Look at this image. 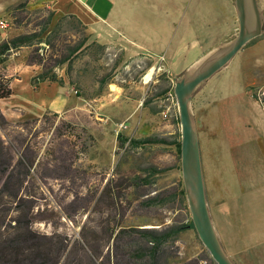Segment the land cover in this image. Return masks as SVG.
Listing matches in <instances>:
<instances>
[{
    "label": "rangeland",
    "instance_id": "374dc122",
    "mask_svg": "<svg viewBox=\"0 0 264 264\" xmlns=\"http://www.w3.org/2000/svg\"><path fill=\"white\" fill-rule=\"evenodd\" d=\"M55 9L56 0H0V21L8 23V29L0 31L12 38L38 32L49 17L51 26L62 17L61 13L54 14ZM71 25L69 22L61 26L57 36L50 39V46L38 45V55L45 60V69L88 35L83 28ZM91 41L94 40L91 38L86 44ZM34 55L37 54L32 49L22 48L19 57L10 59L9 67L22 65L16 74L12 73V79H17L14 88L25 84L30 75L35 77L42 71L40 66L28 65L29 57ZM73 60L69 77L82 87L81 97L75 94L77 86L68 83L67 64L54 67L65 83L60 93L70 97L72 107L58 113L47 110L33 118L19 114L17 99L13 102L15 105L8 104L12 108L8 126L0 128V264L4 259H9V264L15 260V253L2 254L1 250L11 241L20 245L21 249L16 252L20 254L18 257H34L35 252L44 250L39 257L48 256L52 264H135L138 262L132 260L131 255L142 242L133 235L132 229L161 231L168 227H182V230L174 243L168 242L162 247L161 264H185L210 257L194 229L187 226L190 214L185 196L182 198L179 194L180 155L172 144L180 139L178 110L177 105L166 100L175 82L189 70L182 71L170 83L160 76L161 70L148 66L146 59L122 64L120 51L109 46L98 55L81 51ZM150 70L151 76L145 81ZM32 71L37 73L32 74ZM226 71L225 68L196 89L194 109L208 92L207 87L219 88ZM2 74L7 71L0 70ZM104 77H108L109 84L102 94L95 96L98 81ZM117 88L127 97H142L146 109L136 111L138 120L144 118V112L152 113L153 108L160 111L158 122L162 130L146 139L163 143L134 146L122 136L120 145L116 137L121 135L122 128L115 125L122 120L114 107L122 99L114 100V95L106 97L110 90L111 94L117 92ZM160 91H163L161 100L153 101ZM249 91L252 97H257L259 108L264 109V90L252 87ZM15 96H20L19 90L15 91ZM89 96L95 101L87 103L85 98ZM102 104H105L103 108ZM167 109L169 112L164 118L162 112ZM107 114L109 121L104 122ZM226 119H220L219 123L228 137L226 126L232 119L229 118L227 124ZM203 134L200 133L202 144L206 143ZM207 138L212 139L209 135ZM252 145L255 148L243 159L242 165H209L208 152L203 150L204 181L212 218L216 219L217 202L212 199V190L217 169L224 177L217 184L237 203L240 215L245 205L264 200V157L259 146ZM5 169H9L6 176L2 174ZM151 171L156 173L152 175ZM137 176L147 179L148 184L142 182L134 186L132 180ZM156 195L163 197L166 204L146 203ZM120 229L125 234L118 235ZM216 230L223 242L228 241L227 250H235L230 254L238 264H256L254 255L264 252V246H255V252L250 254L248 245L243 242H248V238L240 242L231 229ZM20 235L26 236V243L21 241Z\"/></svg>",
    "mask_w": 264,
    "mask_h": 264
},
{
    "label": "crops",
    "instance_id": "0c3cea01",
    "mask_svg": "<svg viewBox=\"0 0 264 264\" xmlns=\"http://www.w3.org/2000/svg\"><path fill=\"white\" fill-rule=\"evenodd\" d=\"M257 2L260 10L264 11V0ZM55 10L56 15L61 13L62 17L75 18L95 42L118 49L122 64L146 59L150 67L161 70L160 76L170 83L182 71L193 69L204 58L225 47L238 32L234 0H56ZM11 38L0 31V43ZM21 49L5 63L8 77H11L12 96L0 100V112L4 118L8 121L12 112L9 105H15V99L19 114L33 118L42 116L47 110L58 113L72 107L69 105L70 97L60 93V87L56 84L45 82L34 89L29 82L33 75L26 79L25 84L13 87L17 79H12V73L16 74L22 65L9 67L7 64L10 59L20 56ZM230 62L225 67L227 71L218 84L219 88L207 87L208 92L195 109L192 104L197 101H194L193 95L190 105L198 131L203 178L204 151L208 152L209 165L217 167L244 164L243 159L255 148L253 143L259 146L264 157V109L259 108L257 99L249 91L252 87L264 90V34L248 42ZM225 68L216 74H221ZM35 73L37 71H32V74ZM117 89L114 94L109 89L106 97L114 95V100L122 99L114 107L122 120L115 125L122 128L121 136H125L129 142L144 140L162 130L158 122L161 115L158 109L153 108L149 114L144 112V118L138 120L136 111L146 109L142 97H127L121 88ZM16 90H19V97L15 96ZM162 93H156L153 101H160ZM101 99L105 98L101 96ZM85 101L90 103L95 100ZM104 106L101 105L102 108ZM222 118H227L226 124L229 118L232 119L231 123L225 125L228 137L220 129L219 121ZM106 121H109V115ZM200 133H204V144ZM217 171L212 190V199L217 202L216 219L211 217L213 225L215 229H231L240 242L248 238V242H243L252 254L255 246H264V200L245 205L246 209L240 215L237 203L224 187L217 184L224 179L222 173ZM205 194L209 206L206 187ZM219 240L229 258L238 264L230 254L235 250L226 248L228 241L223 242L220 237ZM254 256L257 257L256 264H264V252Z\"/></svg>",
    "mask_w": 264,
    "mask_h": 264
},
{
    "label": "water",
    "instance_id": "95a60500",
    "mask_svg": "<svg viewBox=\"0 0 264 264\" xmlns=\"http://www.w3.org/2000/svg\"><path fill=\"white\" fill-rule=\"evenodd\" d=\"M238 21L236 37L178 79L173 88L180 124V171L190 219L197 238L215 264H234L213 225L205 194L198 131L191 111L196 89L225 68L251 40L264 34V11L257 0H234Z\"/></svg>",
    "mask_w": 264,
    "mask_h": 264
},
{
    "label": "trees",
    "instance_id": "16d2710c",
    "mask_svg": "<svg viewBox=\"0 0 264 264\" xmlns=\"http://www.w3.org/2000/svg\"><path fill=\"white\" fill-rule=\"evenodd\" d=\"M52 14V13H51ZM50 14V16H51ZM53 15V14H52ZM51 17L47 19V22L45 23L44 26L38 31L30 34H23V35H18L15 36L11 39L4 40L0 43V64L1 66V71H6L5 63L9 59V57L13 54H15L19 49L21 48H30L32 49V52L36 53L37 55H34L32 57H29L27 63L30 66L37 65L42 67V71L37 74V76L32 77L30 79V85L36 89L38 88V85L41 83H53L56 84L58 87L63 88L64 86V80L57 75V73L54 71V67H61L64 64H67V68L65 69L66 75H67V80L70 85H76L77 89L75 90V94L78 97H81L82 95L80 92L81 86L76 84L71 77H69V73L71 70V66L73 64V58L81 52H94L95 54H102L104 50L106 49L105 45H101L95 41H91L88 45L86 44L90 38L89 35L85 37L78 45L75 47H72L71 49H68V53L65 55H61L58 59L53 60L54 64H52L49 68L45 69V63L44 59L38 55V45L41 43H45L47 46H50V39L53 37L57 36L59 33V30L61 29V26H63L65 23H71L72 28H85L81 26V24L76 21L75 18L68 16V17H62L60 18L53 26H51ZM51 60V59H50ZM116 66H118V63H116ZM150 66V63L148 64ZM10 81L11 77H8L7 74H2L0 75V100H6L12 96V90L10 88ZM109 84L108 77H104L100 81H98L97 85V92L95 96L102 94L103 88ZM255 99L257 98L256 96H253ZM94 97H86L85 99H93ZM178 120V118H177ZM179 122V120H178ZM8 126V121L4 118V116L0 112V128H5ZM116 139L120 143V145L123 144L122 139L123 137L121 135H117ZM131 145H145V144H156V143H163L162 141H158L157 139H144V140H131L129 142ZM177 151V154L180 155V139L178 138L177 141L172 143ZM8 168H11V165L9 164ZM9 170V169H8ZM7 169L2 171V174L4 176L7 175L8 172ZM152 175L153 172L151 171ZM156 173V172H155ZM9 176V173H8ZM134 186H139L142 182L148 184L147 179H142L141 177L137 176L132 180ZM181 183V190L179 192L180 196L184 198V190L182 187ZM15 197V194H11V197ZM149 205H165L166 200L159 196L156 195L146 202ZM188 227L193 229V225L191 222V219L188 218ZM133 235L135 234L139 240H141L142 245L140 247H137V249L134 250L132 256V260L136 259L135 264H161L160 263V252L161 249L164 245H166L168 242H175V237L176 235L182 230V227L180 228H174V227H168L164 230L159 231L158 229H132ZM125 234V232L120 229L118 231V235ZM21 241L26 243V236H22ZM2 247V246H1ZM20 245L16 242H9V245H6L5 247H2L1 250H3L2 254L5 253V251L8 252H13L15 253V260L13 261L12 264H52L51 259L47 256V258H40L41 253H44V250L37 251L34 254V257H18L20 254H17L20 250ZM4 259V258H3ZM37 261L38 263H36ZM201 261H205L206 264H215L210 257H207V259H202V258H197L194 260H191L185 264H200ZM9 264V259H4L2 261V264Z\"/></svg>",
    "mask_w": 264,
    "mask_h": 264
},
{
    "label": "built area",
    "instance_id": "2783aa9c",
    "mask_svg": "<svg viewBox=\"0 0 264 264\" xmlns=\"http://www.w3.org/2000/svg\"><path fill=\"white\" fill-rule=\"evenodd\" d=\"M8 29V23L6 21H0V30H7ZM161 60H163L161 58ZM167 101H170L171 103H173L175 106H176V100H175V96L173 94V91L172 89L167 93V98H166ZM169 110H165L162 112V115L164 118L167 117V114H168Z\"/></svg>",
    "mask_w": 264,
    "mask_h": 264
},
{
    "label": "bare ground",
    "instance_id": "6f19581e",
    "mask_svg": "<svg viewBox=\"0 0 264 264\" xmlns=\"http://www.w3.org/2000/svg\"><path fill=\"white\" fill-rule=\"evenodd\" d=\"M151 70L146 74V76H145V78H144V80L145 81H148L149 80V78H150V76H151Z\"/></svg>",
    "mask_w": 264,
    "mask_h": 264
}]
</instances>
